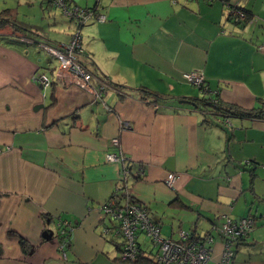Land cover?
Instances as JSON below:
<instances>
[{
    "label": "crops",
    "instance_id": "1",
    "mask_svg": "<svg viewBox=\"0 0 264 264\" xmlns=\"http://www.w3.org/2000/svg\"><path fill=\"white\" fill-rule=\"evenodd\" d=\"M228 2L250 20L232 22L220 0H99L97 8L68 0L105 16L81 28L78 60L95 96L54 80L56 61L38 46L68 43L73 20L51 0H0V13L24 30H0V264L155 263L141 235L142 256L130 263L115 232H103L114 227L100 207L122 194L120 164L105 155L120 151L128 195L147 206L163 237L203 235L224 216L250 215L254 228L231 264H264V118L211 107L264 111V0ZM191 71L203 74L205 90L182 78ZM39 73L52 78L49 87L34 80ZM167 172L183 174L175 191L163 183ZM60 220L72 226L62 252ZM220 237L213 232L206 264L219 260Z\"/></svg>",
    "mask_w": 264,
    "mask_h": 264
},
{
    "label": "built area",
    "instance_id": "2",
    "mask_svg": "<svg viewBox=\"0 0 264 264\" xmlns=\"http://www.w3.org/2000/svg\"><path fill=\"white\" fill-rule=\"evenodd\" d=\"M99 0H95L96 8ZM211 3L215 0H204ZM221 1V0H220ZM52 4L61 8L63 14L73 20L76 28L70 35L68 43L62 45H49L47 43H38V46L57 62L52 77L64 87H78L89 94L99 96L100 91H96L90 85L91 73L86 70L79 62L78 56L82 50L81 28L90 20L103 22L105 16L98 13L96 8L78 7L75 4H68V0H51ZM231 6L232 11L228 18L235 23H242L246 20L245 12L236 5H230L229 2L224 4ZM250 20V19H249ZM259 50L264 52V42L259 46ZM182 78L190 85L198 89H206L205 79L200 71H191L183 73ZM34 80L42 87H49L52 78L46 73H39ZM121 130L129 128L128 123L120 122ZM119 138L111 140V146L120 148ZM105 161L108 163L120 164L119 177L122 181L120 190L121 195L116 189L110 199L101 205L102 217L108 219L114 227L116 235H121L123 244L120 249L121 258L128 261H134L138 255V235H144L158 248L156 252V261L158 264H206L210 259L211 245L214 241L213 232L219 230L218 235L223 239V248L220 258L214 264H231L233 258V249L240 238H247L254 228V221L251 217L232 219L224 216V222L220 227H212L209 232L203 236L204 239H193L189 232L179 230L178 238L163 237L161 228L150 219L147 206L133 201L128 195L126 179L130 173L128 161L124 158L122 152L107 153ZM140 175L142 169L138 172ZM183 177L179 172H167L163 183L171 191L176 190L177 182ZM60 228L58 233L65 235L67 230L71 232L69 222L65 220L58 221ZM108 228H104L106 233ZM58 235V234H57ZM60 240L59 237L55 240ZM65 245L58 243V248L62 252Z\"/></svg>",
    "mask_w": 264,
    "mask_h": 264
},
{
    "label": "trees",
    "instance_id": "3",
    "mask_svg": "<svg viewBox=\"0 0 264 264\" xmlns=\"http://www.w3.org/2000/svg\"><path fill=\"white\" fill-rule=\"evenodd\" d=\"M229 0H221V2H223L224 4H226ZM247 21H249V17L248 15H246V20L243 21L242 23H246ZM242 23H239V24H242ZM5 27H9L11 28L13 31H18V32H24V30L22 28H20L18 25H16L15 21H13V18H11V16L9 15L8 11H2L0 13V30H2L3 28ZM142 93H144V95L149 91L146 90L145 88L141 91ZM150 94V93H149ZM207 101V100H206ZM204 102V105L206 104L205 101ZM211 107H212V112L214 114H217L219 112H225L224 114L228 113L229 116H240V117H249V118H264V111H241L235 107H229V106H221L219 103L217 102H211ZM247 164V163H246ZM252 174V173H251ZM246 217H251L254 221V224H255V218L253 216H246ZM69 226L71 227L72 229V226H71V223L69 224ZM68 233H66L65 235H60L58 233V237L60 238V240H57V244L62 242L64 243L65 247H67L69 245V236H70V232L67 230ZM209 231H207L205 234L203 235H193L191 234L190 232V235H191V238L193 239H204L203 236H205ZM245 238H240L236 244L244 241ZM122 244H123V239H122ZM235 244V245H236ZM22 245H25V242L24 240L22 241ZM235 247L233 249V257H234V253H235ZM142 249L140 248L139 244H138V255H137V258L136 260L134 261H129L130 263H134L136 262L141 256H142ZM233 260V258H232ZM153 264H158L157 261L154 263L152 262Z\"/></svg>",
    "mask_w": 264,
    "mask_h": 264
},
{
    "label": "rangeland",
    "instance_id": "4",
    "mask_svg": "<svg viewBox=\"0 0 264 264\" xmlns=\"http://www.w3.org/2000/svg\"><path fill=\"white\" fill-rule=\"evenodd\" d=\"M60 11V10H59ZM232 11V7L231 6H228V9H227V14L229 15V13ZM58 14H59V12H58ZM60 15V14H59ZM84 27H82V29H83ZM72 30V29H71ZM70 29H69V27L68 28H65V29H63V30H61L62 31V34H64V35H66L67 33H69L70 31H71ZM71 32H73V30L71 31ZM70 32V33H71ZM72 34V33H71ZM69 41V40H68ZM56 65H57V62L55 63ZM190 85V84H189ZM191 87H193V88H198V87H195V86H192V85H190ZM130 174V173H129ZM107 221H108V219H107ZM224 222V220L222 219L221 221H220V223H219V225H218V227H220L221 226V224ZM108 223H109V221H108ZM57 228H60V224H59V222H57ZM168 222L167 221H165V223H164V226L162 227V234L164 235V233H166L167 234V232H168V230H169V228H168ZM108 225H110V223L108 224ZM110 230H112V233H114V229L111 227V229H108L107 230V233L110 231ZM164 232V233H163ZM214 232H216V233H219V230H216V231H214ZM115 234V233H114ZM170 235V234H169ZM169 235H166V236H169ZM142 236V238H143V243L144 244H147V245H151V247L155 250L156 249V252H157V250H158V248L154 245V243L153 242H151L148 238H146L144 235H141ZM116 238H118L119 240L118 241H122V236L121 235H116L115 236ZM221 238V237H220ZM221 240H222V238H221ZM214 243V242H213Z\"/></svg>",
    "mask_w": 264,
    "mask_h": 264
},
{
    "label": "water",
    "instance_id": "5",
    "mask_svg": "<svg viewBox=\"0 0 264 264\" xmlns=\"http://www.w3.org/2000/svg\"><path fill=\"white\" fill-rule=\"evenodd\" d=\"M179 103L189 104L191 106L194 105V103L189 101L188 99L181 100Z\"/></svg>",
    "mask_w": 264,
    "mask_h": 264
}]
</instances>
